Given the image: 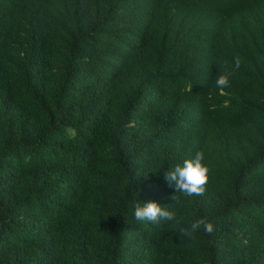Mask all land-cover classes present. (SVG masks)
Returning a JSON list of instances; mask_svg holds the SVG:
<instances>
[{"label": "trees", "instance_id": "16d2710c", "mask_svg": "<svg viewBox=\"0 0 264 264\" xmlns=\"http://www.w3.org/2000/svg\"><path fill=\"white\" fill-rule=\"evenodd\" d=\"M0 264H264V0H0Z\"/></svg>", "mask_w": 264, "mask_h": 264}, {"label": "clouds", "instance_id": "9594fccd", "mask_svg": "<svg viewBox=\"0 0 264 264\" xmlns=\"http://www.w3.org/2000/svg\"><path fill=\"white\" fill-rule=\"evenodd\" d=\"M237 67L240 65V59H235ZM217 88L223 90L229 86V76L227 73H218L214 81ZM205 153L197 152L194 158L186 159L183 164H177L166 173V179L170 185L174 186L177 194L183 193L186 196L203 195L209 180V168L204 163ZM174 204L162 206L158 202L149 201L146 203L136 202L134 204V219L138 222H149L159 224L161 221L174 222L180 224L177 218L175 207L180 203L178 195L173 196ZM202 230L206 234H212L214 224L207 218H200L192 222L188 227H182L179 230L180 236L194 239V233Z\"/></svg>", "mask_w": 264, "mask_h": 264}]
</instances>
